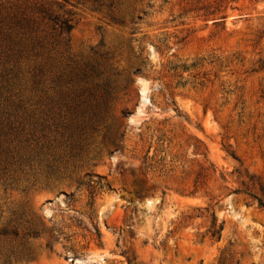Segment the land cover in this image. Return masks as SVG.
Here are the masks:
<instances>
[{"label": "rangeland", "instance_id": "374dc122", "mask_svg": "<svg viewBox=\"0 0 264 264\" xmlns=\"http://www.w3.org/2000/svg\"><path fill=\"white\" fill-rule=\"evenodd\" d=\"M258 198L264 0H0V264H264Z\"/></svg>", "mask_w": 264, "mask_h": 264}, {"label": "trees", "instance_id": "16d2710c", "mask_svg": "<svg viewBox=\"0 0 264 264\" xmlns=\"http://www.w3.org/2000/svg\"><path fill=\"white\" fill-rule=\"evenodd\" d=\"M257 198V197H256ZM259 199V201H260V204L261 205H264V200L262 199V198H258ZM217 234H219V230H214V232H213V235H217Z\"/></svg>", "mask_w": 264, "mask_h": 264}]
</instances>
